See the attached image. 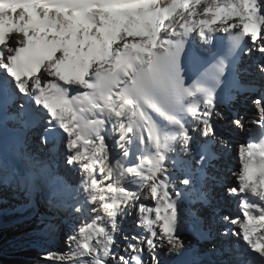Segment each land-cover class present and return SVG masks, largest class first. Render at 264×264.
<instances>
[{
  "label": "snow or ice",
  "instance_id": "obj_1",
  "mask_svg": "<svg viewBox=\"0 0 264 264\" xmlns=\"http://www.w3.org/2000/svg\"><path fill=\"white\" fill-rule=\"evenodd\" d=\"M6 223L29 264H264V0H0Z\"/></svg>",
  "mask_w": 264,
  "mask_h": 264
},
{
  "label": "bare ground",
  "instance_id": "obj_2",
  "mask_svg": "<svg viewBox=\"0 0 264 264\" xmlns=\"http://www.w3.org/2000/svg\"><path fill=\"white\" fill-rule=\"evenodd\" d=\"M19 229L10 223H6L2 235H0V251H12L27 256L35 257V252L21 251L12 246L14 237L18 234Z\"/></svg>",
  "mask_w": 264,
  "mask_h": 264
},
{
  "label": "trees",
  "instance_id": "obj_3",
  "mask_svg": "<svg viewBox=\"0 0 264 264\" xmlns=\"http://www.w3.org/2000/svg\"><path fill=\"white\" fill-rule=\"evenodd\" d=\"M30 261L33 260L23 257L0 256V264H29Z\"/></svg>",
  "mask_w": 264,
  "mask_h": 264
},
{
  "label": "rangeland",
  "instance_id": "obj_4",
  "mask_svg": "<svg viewBox=\"0 0 264 264\" xmlns=\"http://www.w3.org/2000/svg\"><path fill=\"white\" fill-rule=\"evenodd\" d=\"M0 256H7V257H28L31 260H34L35 259V257L27 256V255L20 254V253H17V252H12V251H0Z\"/></svg>",
  "mask_w": 264,
  "mask_h": 264
},
{
  "label": "water",
  "instance_id": "obj_5",
  "mask_svg": "<svg viewBox=\"0 0 264 264\" xmlns=\"http://www.w3.org/2000/svg\"><path fill=\"white\" fill-rule=\"evenodd\" d=\"M23 258L30 259V258H28V257H23Z\"/></svg>",
  "mask_w": 264,
  "mask_h": 264
}]
</instances>
